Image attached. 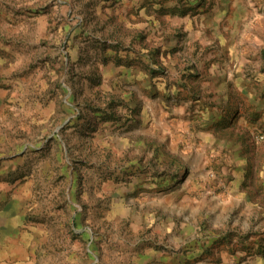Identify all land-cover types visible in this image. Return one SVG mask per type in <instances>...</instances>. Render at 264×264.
I'll return each instance as SVG.
<instances>
[{"label":"rangeland","instance_id":"obj_1","mask_svg":"<svg viewBox=\"0 0 264 264\" xmlns=\"http://www.w3.org/2000/svg\"><path fill=\"white\" fill-rule=\"evenodd\" d=\"M0 264H264V0H0Z\"/></svg>","mask_w":264,"mask_h":264}]
</instances>
